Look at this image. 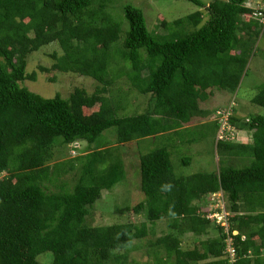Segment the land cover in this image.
Masks as SVG:
<instances>
[{
	"label": "trees",
	"instance_id": "obj_1",
	"mask_svg": "<svg viewBox=\"0 0 264 264\" xmlns=\"http://www.w3.org/2000/svg\"><path fill=\"white\" fill-rule=\"evenodd\" d=\"M187 1L203 11L172 22L158 15L150 31L130 1L0 0V264H141L129 251L148 237L154 261L146 264H264V116L230 114L234 132L248 131L251 142L217 141V172L177 176L170 154L178 146L162 143L200 126H211L216 139L221 107L211 114L199 102L212 91L236 93L264 25L246 0ZM52 44L62 54H52L51 69L89 78L91 94L46 99L20 85L36 80L27 57ZM251 103L264 109V84ZM109 130L115 157L103 140ZM83 143L89 153L49 165L56 147L79 152ZM125 149L136 155L131 172L142 197L115 213L141 221L90 227L85 219L102 192L123 180ZM232 158L251 162L236 168ZM207 197L228 208L227 232L208 219L222 205L201 212ZM160 221L168 232L156 238ZM185 234L201 240L197 247H180Z\"/></svg>",
	"mask_w": 264,
	"mask_h": 264
},
{
	"label": "rangeland",
	"instance_id": "obj_2",
	"mask_svg": "<svg viewBox=\"0 0 264 264\" xmlns=\"http://www.w3.org/2000/svg\"><path fill=\"white\" fill-rule=\"evenodd\" d=\"M124 2H132L135 7L142 9L144 17L147 23V27L151 29L154 27L157 21V16L160 15L165 21L172 22L178 18L187 16L195 11H198L199 8L194 4L188 2L187 0H123ZM204 5L209 4L213 0H200ZM264 0H248V6L254 11L261 9ZM258 4H261L260 6ZM256 5V6H255ZM258 5V6H257ZM117 6H114V9ZM113 8V6H110ZM261 13V12H259ZM259 16V15H258ZM153 26V27H152ZM257 51L255 55H252L250 63L248 65L249 70H247L246 75L242 78L240 85L236 93H230L228 91H219L215 92L208 97L205 102H199V106L204 111H211L209 113L213 114V109L215 107H221L220 109H225L226 106H231V114H234L235 117L241 118V121L250 119L251 116H264V109L257 107L251 103L252 97L257 93L258 88L264 84V35L262 34L258 41L256 42ZM52 54H57L61 56L62 51L57 44H52L41 48L37 52H33L26 59V72L31 74L32 72L36 74V80L25 81L20 83V85L26 88L28 91L40 95L43 98L49 99L53 98L56 94H60L61 97L66 98L71 94L75 89H83L88 94H91L94 91V85L89 78H83L75 73H58L56 70H52V66L55 64L54 59H52ZM48 69L49 72H42L40 69ZM54 79V82H52ZM137 92L133 94L136 95ZM132 96V97H133ZM141 99V98H140ZM144 102L143 100L139 101L138 105ZM232 102V103H231ZM219 109V110H220ZM143 109H139L138 112H142ZM213 111V112H212ZM228 111V110H227ZM212 117L209 116L205 119L206 122H212ZM240 120V119H239ZM201 122V119H194L193 125ZM205 133V134H204ZM211 126H200L194 128L193 130L183 133L182 140L174 139L171 140V143H167L163 140V145L167 146L168 144L177 145L178 150H174L170 155V161L172 163L173 172L177 176H189L196 173H210L213 171H218L219 169V160L220 156L217 154L216 144H215V135L213 134ZM200 134H204L205 138L196 142L192 146L184 145L179 146L180 143L186 142L189 137H198ZM113 131L109 130L103 137V140L109 141L106 148L108 153H113L115 157L116 154L113 151L114 145L110 143L113 139ZM251 142V133H247L246 130L238 131L235 136L234 144H246ZM71 147V146H70ZM72 150L66 147H56L54 149V158L49 163V165H56L57 163H64L65 160L77 157L79 155H84L89 153V148L86 149V144L79 145V152ZM133 147L129 148V151H132ZM135 150V149H134ZM126 149L123 150V155L119 158L121 161H125V174L122 177V181L117 183L112 189L108 191H103L101 198L95 202L93 208L90 210L88 216L85 219V224L90 227H98L100 225L106 224H115V223H125V222H140L141 219L136 217L132 212H123L122 214H116V208H119L120 205H128L132 207L138 198L142 197L141 193L136 187V179L133 178L131 171L137 168V163L135 154L129 155L130 152ZM122 154V152H120ZM132 153V152H131ZM112 159L115 161L114 157ZM189 159L190 163L187 166L182 165V159ZM246 163L242 164L239 158H232L229 163L236 166V168H241L247 166L251 160H245ZM241 163V164H240ZM127 175V177H126ZM138 177V174H137ZM49 186V185H46ZM54 192V191H53ZM204 203L207 204V209L201 208V212L210 210L211 208H218L222 204L216 205L213 200L204 198ZM123 203V204H122ZM227 203V202H226ZM203 204V203H201ZM223 206V205H222ZM224 211L228 212V208L223 206ZM200 212V213H201ZM210 212V211H209ZM201 213V214H202ZM212 213H221V212H212ZM117 219V220H116ZM208 219L214 223V227L217 225L213 220L208 216ZM231 225V224H230ZM229 226V224H228ZM212 227L213 229H215ZM156 238L165 235L168 232L166 228V223L160 221L155 227ZM216 231H211L210 237H216ZM206 239V238H202ZM150 240H155V237H148L140 241H133L131 250L129 251V260L137 261L141 264L153 263L154 259L151 255L148 254V242ZM201 241V240H200ZM200 241L195 240V237L191 234H185L180 237V247L183 250H192L193 247H197ZM133 247V249H132ZM122 254L121 252L117 253ZM43 257V256H42ZM45 257L42 258L44 260Z\"/></svg>",
	"mask_w": 264,
	"mask_h": 264
},
{
	"label": "built area",
	"instance_id": "obj_3",
	"mask_svg": "<svg viewBox=\"0 0 264 264\" xmlns=\"http://www.w3.org/2000/svg\"><path fill=\"white\" fill-rule=\"evenodd\" d=\"M218 124H219V130L217 134V139L218 140H223V139H230L233 140L235 137V132L232 126L228 123V118L230 116V111H222L218 112ZM210 218H214L216 224L219 226L223 227L224 230L227 232L228 229V214L225 212H221L220 215L218 214H213ZM226 247H227V252L229 253L230 257H234V249L232 246V239L227 236L225 239Z\"/></svg>",
	"mask_w": 264,
	"mask_h": 264
},
{
	"label": "clouds",
	"instance_id": "obj_4",
	"mask_svg": "<svg viewBox=\"0 0 264 264\" xmlns=\"http://www.w3.org/2000/svg\"><path fill=\"white\" fill-rule=\"evenodd\" d=\"M262 4V3H261ZM261 4H258L259 6L261 5ZM257 5V6H258ZM244 6H246L247 8H249L250 10H252L253 11V16L254 17H256V18H258L259 19V21H260V24L261 25H264V3L261 5L262 6V8L261 9H258V10H256V11H254V9H252L251 7L252 6H248V0H246V2H245V4H244ZM256 6V5H255ZM199 8V7H198ZM203 11L201 8H199V10L198 11ZM196 12V11H195ZM259 12H261V13H259ZM194 13V12H193ZM192 14V13H191ZM190 15V14H189ZM259 15V16H258ZM185 17V16H184ZM183 18V17H182ZM231 109V107L229 106L228 108H227V110L228 111H231L230 110ZM227 110H224V109H220L218 112H222V111H227ZM217 112V113H218ZM230 114H231V112H230ZM218 119V118H217ZM240 132H241V130H240ZM238 133V132H237ZM237 133H235V136L237 135ZM247 133H249L248 131H247ZM217 134H218V132H217ZM216 142H215V144L217 143V141H220V140H218L217 139V137H216ZM231 141H235V137L233 138V140H231ZM225 213H227L228 214V212H225ZM213 214H218V215H220V213H212V214H210L209 215V217H211ZM229 216H230V214H228V219H229ZM213 220H215L214 218H213ZM215 222V221H214ZM216 223V222H215ZM218 225V224H217ZM225 245H226V243H225ZM226 252H227V247H226ZM228 253V252H227ZM228 255H229V253H228ZM230 256V255H229ZM231 258V257H230ZM232 260H234V257H232L231 258Z\"/></svg>",
	"mask_w": 264,
	"mask_h": 264
}]
</instances>
